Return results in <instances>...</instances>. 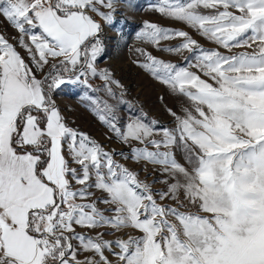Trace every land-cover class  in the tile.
I'll return each mask as SVG.
<instances>
[{
    "label": "snow or ice",
    "instance_id": "1",
    "mask_svg": "<svg viewBox=\"0 0 264 264\" xmlns=\"http://www.w3.org/2000/svg\"><path fill=\"white\" fill-rule=\"evenodd\" d=\"M120 3L0 0V16L19 33L16 44L0 33V264H264V0L152 5L227 50L154 22L136 33L190 54L176 63L136 49L141 67L190 102L183 114L166 109L171 128L142 111L119 124L117 104L127 101L113 85H123L97 61L105 39L122 33L105 36ZM175 37L183 41L160 47ZM67 85L84 88L82 101L129 154L70 126L54 99Z\"/></svg>",
    "mask_w": 264,
    "mask_h": 264
},
{
    "label": "rangeland",
    "instance_id": "2",
    "mask_svg": "<svg viewBox=\"0 0 264 264\" xmlns=\"http://www.w3.org/2000/svg\"><path fill=\"white\" fill-rule=\"evenodd\" d=\"M133 4L134 7H129L124 3V0H121L119 5L120 11L116 13L118 20L117 27L116 29L106 27L105 36L111 37L117 35V30L120 29H122V33H120V38L118 40L105 39L106 53L97 61V67L110 69L114 74V79L118 80L120 84L123 85V90L116 88L115 85H113V89L118 97L122 101H127V103L117 104L116 99L106 96L104 92H100L99 95L107 99L109 103L117 104V114L121 126L126 123L131 114L142 111L147 113L149 119L155 118L160 122L161 126L171 128L174 126L175 121L166 109L171 108L178 114H183V109L189 107L190 102L186 97L173 93L166 85L156 80L149 71L141 67L137 61L144 62L145 57L138 53L136 49H146L147 52L157 58H162L165 61H174L176 63H184L185 57L190 54L187 50H182L178 53L159 50L155 44L138 39L136 33L141 30L146 21L154 22L163 27L187 31L200 45L206 48L219 47L221 52H226L227 50L209 41L200 32L188 26L185 22L177 21L159 13L152 7L154 4L158 6V0H133ZM201 11L206 13L211 12L210 9H201ZM97 18L99 19V17ZM0 33L4 34L6 38H11V42L16 44V38H18L19 33L2 16H0ZM25 39L27 40V37H25ZM182 41L183 38L180 37L163 39L160 40L159 45L163 48L180 44ZM17 50L27 61V52L19 46H17ZM241 50L240 48L232 49L233 52ZM190 70L196 71V69L192 67H190ZM93 83L98 85L101 82L97 79L93 81ZM121 92H123L122 96L120 95ZM83 93L84 88L82 86L67 85L57 90L54 95V99L62 110L63 115L69 121L70 126L87 132L107 149H115L117 152L123 151L129 154V146L122 143L106 125L99 121L92 109L87 106L90 102L86 100L82 101L81 97ZM73 121L74 123H72ZM109 137L112 138L109 139ZM133 144H135V142H133ZM177 158L183 163L179 152H177ZM115 159L119 160L121 163L127 164L133 170L139 171L141 167L140 163L132 161L131 159L127 161L122 160L119 155L115 156ZM148 167L149 170H152L154 166L148 165ZM153 175L156 176L158 180L162 179L159 171L153 172ZM144 176L145 173L140 171V177L143 179ZM152 178V176H149L148 180L150 181ZM154 187L163 188L164 185L157 182ZM94 191L96 196L103 195V193L98 190ZM98 207L103 208L105 205L98 204ZM77 231H87V229L78 227ZM104 231L105 229L100 227L89 234L95 235V232ZM119 235H121V233L107 232L104 238L113 239L115 236ZM105 255H107L109 259H115V257L107 251Z\"/></svg>",
    "mask_w": 264,
    "mask_h": 264
}]
</instances>
